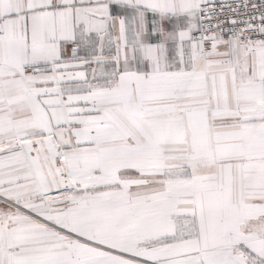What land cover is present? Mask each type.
I'll list each match as a JSON object with an SVG mask.
<instances>
[{
    "label": "snow or ice",
    "instance_id": "1",
    "mask_svg": "<svg viewBox=\"0 0 264 264\" xmlns=\"http://www.w3.org/2000/svg\"><path fill=\"white\" fill-rule=\"evenodd\" d=\"M0 264H264V0H0Z\"/></svg>",
    "mask_w": 264,
    "mask_h": 264
}]
</instances>
